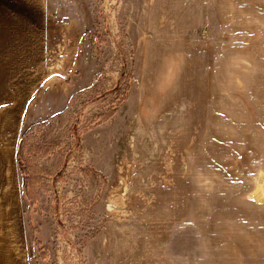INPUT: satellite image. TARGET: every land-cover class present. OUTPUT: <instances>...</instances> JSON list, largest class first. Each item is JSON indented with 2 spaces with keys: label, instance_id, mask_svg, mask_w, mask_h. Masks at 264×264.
<instances>
[{
  "label": "rangeland",
  "instance_id": "rangeland-1",
  "mask_svg": "<svg viewBox=\"0 0 264 264\" xmlns=\"http://www.w3.org/2000/svg\"><path fill=\"white\" fill-rule=\"evenodd\" d=\"M228 3L0 0V199L25 264H264V8Z\"/></svg>",
  "mask_w": 264,
  "mask_h": 264
},
{
  "label": "crops",
  "instance_id": "crops-1",
  "mask_svg": "<svg viewBox=\"0 0 264 264\" xmlns=\"http://www.w3.org/2000/svg\"><path fill=\"white\" fill-rule=\"evenodd\" d=\"M153 1V0H152ZM219 0H199V11L202 15L214 13ZM232 0H224V8L229 7ZM259 7L264 8V0H258ZM258 7V6H257ZM227 10L225 9V13ZM207 18H202L201 24H205ZM17 207L10 206L9 201L0 199V264H25L21 251L19 232L17 231ZM10 215L13 220L10 222Z\"/></svg>",
  "mask_w": 264,
  "mask_h": 264
},
{
  "label": "trees",
  "instance_id": "trees-1",
  "mask_svg": "<svg viewBox=\"0 0 264 264\" xmlns=\"http://www.w3.org/2000/svg\"><path fill=\"white\" fill-rule=\"evenodd\" d=\"M37 125H39V123L31 124L24 131L17 154L20 168L23 174V183H24L23 197L28 203V209H30L36 203H38L40 199L39 188L43 184L41 180V176L37 171V165L35 163L32 164L28 159L25 158L26 141L29 138L30 130ZM32 231L34 233L33 240L37 244L39 241L35 237V228L33 226H32Z\"/></svg>",
  "mask_w": 264,
  "mask_h": 264
}]
</instances>
